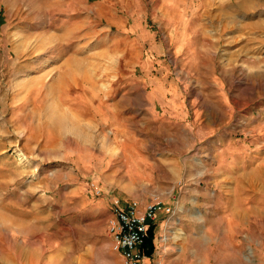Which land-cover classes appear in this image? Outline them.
Instances as JSON below:
<instances>
[{"label": "rangeland", "instance_id": "374dc122", "mask_svg": "<svg viewBox=\"0 0 264 264\" xmlns=\"http://www.w3.org/2000/svg\"><path fill=\"white\" fill-rule=\"evenodd\" d=\"M85 2L0 0V264H124L113 200L158 201V253L180 264L179 218L203 225L213 202L190 196L209 192L218 217L235 205L224 194L245 197L241 242L264 250V0ZM56 47L87 52V69L40 67Z\"/></svg>", "mask_w": 264, "mask_h": 264}, {"label": "crops", "instance_id": "0c3cea01", "mask_svg": "<svg viewBox=\"0 0 264 264\" xmlns=\"http://www.w3.org/2000/svg\"><path fill=\"white\" fill-rule=\"evenodd\" d=\"M66 1V0H64ZM82 2V0H80ZM84 1V7L86 8L87 6V0ZM80 21V20H79ZM81 23V22H79ZM82 24V23H81ZM60 42L66 41L67 38H70L68 34H61ZM68 40V39H67ZM104 40V39H103ZM60 48V46H58ZM58 47L54 48L52 52H48L46 54L47 58L45 57V60H39L38 64L40 67H42L43 63L50 62V61H55L54 63L51 64L50 68V73H59L60 70L59 68L63 65V63L66 61V59L70 57H77L80 58L84 61L85 68L88 63V56L87 52H77L74 51L72 52L71 50H68L67 52L63 51L62 52V47L61 49H58ZM79 54H85V57L83 58ZM92 57H97V54L94 53ZM48 59V60H47ZM97 60V59H96ZM87 69V68H86ZM48 73V72H47ZM53 84H58L60 88L57 87H51V91L54 90L55 92H51L52 98L68 110H71V106L75 105L77 102L73 101L76 100V97L71 98L68 93L70 92L69 89L63 88V83H53ZM65 84V82H64ZM63 90L58 93L59 90ZM101 88V87H100ZM65 90H68L67 92ZM91 95V100L96 101V98L99 96V94L96 92L92 91L90 92ZM102 102V100L100 101ZM101 103L95 106L96 112L99 111V106ZM217 196L216 193L209 192L206 195L203 194H192L190 196L191 198H195L197 201H203L205 202L206 200L211 201L213 203H206V204H200L197 206L198 211L200 213V210L202 214H204L203 219V225L199 222V218L195 219L194 217L192 218L191 222L187 221L188 218H186L184 215H182L179 218V223H180V228L182 230L181 237L179 241L177 242V246L179 249L177 250L179 253L180 257L179 260L180 264H192L194 260L196 259L197 264H249L248 258L249 255L252 256V264H264V250L263 249H258V248H250L249 250L244 248L245 245L241 242L242 236L239 235L241 233L242 225L246 224V213H247V203L245 200V197L241 194H224L225 197H228L229 200L235 201V205L231 206V213L223 216L218 215H210L213 210V208H218L220 204H215V198ZM225 199V198H223ZM204 205V206H203ZM222 208V206H221ZM159 208L157 210V213L155 215V218L151 219L148 223V226L153 224L152 228V241L151 242H146L142 244L141 248L146 254V263L147 264H165V260L162 259V256L158 253V251L164 252L169 251V246L164 243L160 242L157 240L156 244V234L158 231V224L156 221L160 219L162 216L161 212L159 213ZM164 211V210H162ZM227 211L224 209V212ZM111 206H108V215H111ZM189 220V219H188ZM189 222L192 225V228H189ZM198 227V232L205 231L207 235V239L209 242L208 245V256L207 258L203 257L200 255V249L199 247L197 248L194 246V244H191L193 246H188V241L189 240H194L195 238V229L193 228L194 226ZM205 227H207V231L205 230ZM148 232V231H147ZM204 233V232H203ZM202 233V234H203ZM194 234V235H193ZM147 235V234H146ZM200 236V235H198ZM201 239V237H198V239ZM214 242L217 246H214L213 248H210L211 242ZM221 243V246H220ZM147 250V251H146ZM198 251V253H196ZM116 252L119 253V256L122 259V262L124 264H127L123 260V256L119 250L116 249ZM197 255L195 259L191 262H189V259H185L188 256L183 257V255ZM181 255V256H180ZM177 257V258H178ZM178 263V262H177ZM167 264V263H166Z\"/></svg>", "mask_w": 264, "mask_h": 264}, {"label": "built area", "instance_id": "2783aa9c", "mask_svg": "<svg viewBox=\"0 0 264 264\" xmlns=\"http://www.w3.org/2000/svg\"><path fill=\"white\" fill-rule=\"evenodd\" d=\"M158 201L148 202L139 209L135 200L124 206L112 201L109 231L113 235V247L119 250L127 264H147L141 246L147 234L148 223L155 218ZM169 211L170 207H164Z\"/></svg>", "mask_w": 264, "mask_h": 264}, {"label": "trees", "instance_id": "16d2710c", "mask_svg": "<svg viewBox=\"0 0 264 264\" xmlns=\"http://www.w3.org/2000/svg\"><path fill=\"white\" fill-rule=\"evenodd\" d=\"M152 228H153V224H151L150 226L147 227V235L145 236L144 238V245L146 244V242H151L152 241V237H153V234H152ZM147 251V250H146Z\"/></svg>", "mask_w": 264, "mask_h": 264}, {"label": "bare ground", "instance_id": "6f19581e", "mask_svg": "<svg viewBox=\"0 0 264 264\" xmlns=\"http://www.w3.org/2000/svg\"><path fill=\"white\" fill-rule=\"evenodd\" d=\"M57 116V115H56ZM59 118V117H58ZM61 119V118H60ZM62 120V119H61ZM53 121H54V118H53ZM62 121H64V120H62ZM69 124V123H68ZM67 125V124H66ZM65 126V125H64ZM66 127V126H65ZM74 125L71 127V130H74ZM77 128H79V127H77Z\"/></svg>", "mask_w": 264, "mask_h": 264}]
</instances>
